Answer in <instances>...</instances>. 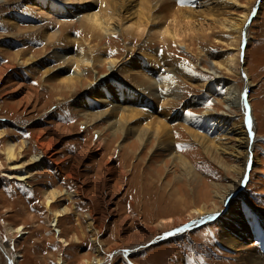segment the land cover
Masks as SVG:
<instances>
[{
    "label": "rangeland",
    "instance_id": "rangeland-1",
    "mask_svg": "<svg viewBox=\"0 0 264 264\" xmlns=\"http://www.w3.org/2000/svg\"><path fill=\"white\" fill-rule=\"evenodd\" d=\"M112 1L0 0V129L4 133L0 164L2 171L8 169L3 150L14 144L15 163L25 166L15 172H30L25 181L0 176V237L10 246V253L19 256L16 264H58L59 259L62 264H252L245 258L254 253L264 261V0L249 5L248 0L229 1L223 17L209 27V5L218 0H185L195 12L190 24L177 13L174 22L171 13H163L159 24L157 20L143 23L142 0H118L114 11ZM41 2L56 4L66 12L55 13ZM245 9L256 13L241 27L238 44L241 67L249 80L244 101L251 138L244 148L238 130L230 132L234 122L244 123L240 109L225 106L222 95L187 84L183 76L172 75L177 84L173 90H157L162 99L176 93L179 98L173 107L143 104V99L151 98L130 84L134 82L130 74L142 71L155 77L164 73L159 65L153 70L147 66L144 58L149 51L169 57L198 83L206 81L224 93L229 79L242 92L241 76L223 70L214 74L210 68H216L214 56L233 54L229 40L235 33L229 29H236ZM91 15H96L101 26L108 24L109 31L90 27L87 16ZM225 19L226 28L220 24ZM15 23L18 28L10 25ZM140 25L144 32H135ZM29 26L35 31L26 30ZM163 28H168L169 36L154 35ZM81 56L110 58L116 63L110 70L103 62L79 68L72 61L64 62ZM76 74L82 80L74 88L60 84ZM25 95L31 96L27 105L20 101ZM191 96L198 97L196 102L186 105ZM135 97L138 103L128 101ZM132 108L137 112L128 114ZM203 112L207 117L200 119ZM89 114L102 115L91 122L84 119ZM212 118L222 120L211 126ZM153 119L167 129L158 130ZM197 120L202 121L196 125ZM46 126H58L62 134L51 144L57 167L46 165L49 159L42 158L44 167L33 169L29 159L42 155L45 150L39 145L55 138L50 131L39 134ZM22 142L24 147L17 154ZM241 151L247 155L245 161ZM81 153L85 158L78 164L76 157ZM75 167L82 171L92 194L87 199L98 202L96 210L103 207L99 195L103 176L107 181L110 209L99 216L96 211L92 223L89 201L74 194L78 183L67 175ZM108 167L114 171L112 176L105 173ZM55 189L64 194L46 207L43 192ZM63 208L66 214L57 218L56 227L49 226L54 223L53 212ZM211 210L217 213L195 227L197 231L160 240L197 219L198 211ZM236 221L249 231L238 234L239 246L234 251L225 242L223 230ZM18 225L23 226L21 234H7L6 227ZM56 230L65 243L55 238ZM257 230L260 234L255 235ZM122 249H132L131 254L123 257ZM6 257L1 251L0 264H7Z\"/></svg>",
    "mask_w": 264,
    "mask_h": 264
},
{
    "label": "bare ground",
    "instance_id": "bare-ground-1",
    "mask_svg": "<svg viewBox=\"0 0 264 264\" xmlns=\"http://www.w3.org/2000/svg\"><path fill=\"white\" fill-rule=\"evenodd\" d=\"M206 1H212V0H206ZM229 1H232V0H218V2L213 3L212 6L209 5V8H208L209 14L206 15V17H208V19H209L208 23H210V24H207V27L213 26V23H215L218 19H220V17L221 18L223 17L225 12L227 11V6H229L228 5ZM252 1L253 0H248L246 4L249 5L250 3H252ZM183 2H185V0H142L141 7H140V15L143 18V23L145 21L147 23L148 22L152 23V22L157 20V23L159 24V21L161 20L160 15L163 14V13H171L169 15V17L172 18L171 21L174 22L176 20L175 13H177L180 17H182L184 20H186L187 24H190L191 23L190 20H192L194 18V16H195L194 15L195 12L193 10V5L186 4L187 2H185V3H183ZM41 3H40L41 6L46 7V8H50L55 13H60V12H63V11L66 12L63 8H61L60 6H58L56 4L50 5L51 3H49V2H41ZM112 3H113L112 11H114V9H115L114 6L118 5V0H113ZM36 4H38V3H36ZM207 5H208V3H205L204 7H207ZM214 9H216V10H214ZM172 11H175V12H172ZM212 11H214V13H212ZM37 13H38V15L40 14V15L45 16L47 18L53 19V18H51V16L48 13H41L40 11H38ZM255 13H256V11L253 14H251V13L248 14V12L245 9V12L241 14L240 20L236 24V29H229L230 33H233V32L235 33L234 39L233 40H229V45L232 47L231 50L233 51L232 52L233 54H227L225 52V53H221L220 55H216V56L213 55L214 58L216 59V60L214 59L215 61H214L213 65L216 68H210V70L214 74L217 73V70H223L224 72H226L229 75L241 76L243 78V80H244L245 85L249 84V82H248L249 81L248 80V73H247L246 70H244L241 67V64H242V61H241V49H240L238 44H239V39L241 38L240 37V29H241V27L244 25L245 22L248 21L249 18H252L251 16L255 15ZM50 14L53 16L52 12H50ZM53 20L54 21H58L57 18H55V17H54ZM87 21L90 23V27L94 28L95 30L109 31V29H108L109 25L107 24V26L106 25H102L101 26V24L98 22V18L96 17V15L87 16ZM218 21H217V23H218ZM10 23H12V21ZM59 23L62 24L61 22H59ZM225 23H226V19L223 20L220 24L224 28H226ZM10 25H14L13 27L18 28L16 23L15 24H10ZM38 28H40V27H38ZM38 28H36V29H38ZM205 28H206V25H205ZM137 29L138 30H136L135 32H137V31H143L144 32V30H143L144 28H143L142 25L137 26ZM200 29H201V27H200ZM26 30L35 31L32 26L27 27ZM63 31H64V29L61 30V32H63ZM188 32H189V30H188ZM56 33H54L53 36H55ZM154 35L155 36H160V35L161 36H164V35H168L169 36L170 34H169V31H168V28H163L161 31H158V32L154 33ZM172 37H175V36H172ZM193 40H194V38L192 37V41ZM14 54L17 56L18 55V51L16 53H14ZM145 59H146V61H145ZM70 61H72V63L75 64V67H77V68H79V66H86V65L93 66L95 64H100V63L103 62V63H106L108 65V69L110 68V70L112 68H114V65L116 63L114 59H110V58H107V60H103L101 58H93V57L87 58L86 56H81L79 58L77 57L75 59H68V58L64 59L65 63H69ZM144 61L146 62L147 66L149 65V67L152 68V70L156 67V65H159L163 69L164 73L163 74L161 73L159 75L155 74V77H154L153 74H151L150 72L136 71L134 74L133 73L130 74L131 77L128 75L130 78L127 76L129 78V80L134 79V82L130 83V84L134 88L139 90L140 94L145 93L144 95H146L147 98H151V99H146V100L143 99V104L146 103L148 106H149V104H151V105H154L155 107L161 106V109H163V107H165V108H167L169 106L173 107V104L175 105L177 103V99L179 98L176 95V93H172V94L166 95V98L167 97H169V98L162 99V97H159L160 95L157 93V90L160 89V88L163 89L165 87L168 88V89H172L173 90L174 86L177 85V84H175L172 75H174V74L177 75L178 74L179 76H183L184 79L186 80L187 84H190V83L191 84H197L196 87L204 88V89L207 88V91H210V92H212V93H214V94H216L218 96L222 95L221 96V100H222V103L225 106L232 105V106L238 107L240 109L239 111L243 114V116L245 118L244 123H242L241 120L237 121V122H234V127L235 128L230 129V132H234V131L238 130L239 137L243 136V137L240 138L242 140V141H240V145L243 144L242 148H244V146L246 145L247 139L251 138V133L249 132V124H248V122L250 120V117L248 116L247 111H246V104H245V101H244V98H243V92H240L238 87L236 88V86L233 83H231V80L228 79V81H227V79H226V82H225V87H226L225 90H226V92L221 93L217 89L215 90L211 83H206V81L202 82V83H198V80H195L194 77L193 78L189 77V75L187 73H184L183 72L184 70L178 68V64L175 61H173L172 59H170L169 57H166V56H163V55L160 56L158 54H153L151 51H149V53H147V55L145 56ZM4 72H5V70H4ZM166 73L167 74L169 73L170 75H165ZM15 75L19 76L16 73H15ZM78 79L80 81L82 80V78L79 76V74L78 75L76 74V75H74L72 77H68V78L62 79L63 81H61L60 84L65 85L68 88L70 86L74 88L75 85L77 86L78 82L80 83V81ZM199 81H200V79H199ZM20 84H23V83L21 82ZM20 89H21V87H20ZM197 98H198L197 96H191L186 105H191L193 102H196ZM29 99H31V96H28V95L26 96L25 95V96L21 97L20 101L25 102L24 104L27 105ZM138 100H139L138 97L137 98L135 97V99H133V98H129L128 99V101H131L132 104L133 103H138L139 102ZM127 111H128L127 112L128 114L129 113H133V112H135V113L137 112L136 109L134 110L133 108L130 109V110L127 109ZM160 112H162V111L160 110ZM165 112H167V114H169L170 111L169 112L165 111ZM207 114H208L207 112H203L201 114L202 116H201L200 119L207 117L206 116ZM101 115L102 114H99V115H91V114H89V116H87L88 118L85 117L84 119L85 120L89 119V121H91V122L93 121L94 122V120L96 121L99 117H101ZM11 119L15 121V120H17V117L13 116ZM216 120L217 119L214 120L213 118L210 120L212 122L211 126H213V124H214L213 122H215ZM221 120L222 119L217 120V123H220ZM152 121L156 122V126H157L158 130L161 129V131L164 132L167 129V127L165 125H163V123H161L159 121H156L154 119ZM201 121L202 120H200V121L197 120L194 123L197 125V123L201 122ZM224 121H227V120H224ZM48 131L51 132V137H55V138H52L49 141V144H47V145H39V147L42 150L46 151V154L44 153L45 152L44 151L42 153V155H38L37 157H31L29 159L28 164L33 162L32 164L35 166V168H33V169H41V168L44 167L42 158H44L45 160L49 159V162L46 160L47 161V162H45L46 165H48V166L49 165H54V167H57V164L53 160L55 152H54L53 148L51 147L52 146L51 144L56 141V138L59 139L62 134L59 131L58 126H55L53 128L46 126L42 130H39V134H41L43 132H48ZM3 135H4V133L0 129V138ZM140 141H142V139H140ZM237 141H239V140H237ZM100 143L101 142H99V144ZM22 146L24 147V142H22V145L19 147L17 154L22 149ZM14 148H15L14 144H8L4 148L3 154L5 156V160L8 162L7 163L8 169H6V171H2L3 169L1 168V164H0V172H1L0 176H3L4 178H6L8 180L25 181L26 179H28L30 177V172H27V171H25V172H23V171L15 172L16 170L22 169V167L25 168V166H24L23 163L22 164L15 163L16 162L15 161L16 160V158H15L16 153L14 151ZM239 154L243 155L242 157L244 158V161H245L247 155L245 156L244 151L243 152L241 151V153H239ZM84 158H85L84 157V153L79 154L76 157L77 163L80 164V162H82ZM242 171H243V167L241 169H239L238 174H241ZM113 172L114 171H113L112 167H108L105 170V173L110 175V176H112ZM232 172L234 173L233 170H232ZM67 175L73 176L75 178V180H76V183H78L76 185L75 189H74V194L76 196H79L80 198L84 197L85 199H87V196L92 195L87 190L86 179L84 178L82 171L79 170V167L73 168L72 173H69ZM104 180L105 179H104V176H103L102 181H101V187H100V190H99V195H100V198H101L102 203H103L102 209L101 210H96L95 205H97L98 202H96L91 197L90 198L92 200L91 199H87L89 201V205H90V207L92 209L91 215L88 214V220H89L90 223H92L96 219L97 213H98V216H99V214L102 215V213L105 212L104 210H109L110 209L109 206H110L112 198H111L110 193L108 191L107 181H104ZM108 180H109V178H108ZM235 187H232V189L235 188ZM63 194H64V192H59L56 189L55 190L44 191L43 192V197L45 199V206L49 207L50 203L54 202L56 200V198H58L59 196H62ZM105 199L107 201H104ZM96 211H97V213H96ZM65 212H66V209H64V208L61 209V210H57V211L53 212V218H52L51 222H54V223L52 225H49V226L56 227L57 218H59L60 215L62 216L63 213L66 214ZM197 213L199 215V217L197 219H195L194 221H192L191 223H189V224H187V225H185L183 227H179V228L169 232L167 235H165L163 237H160V240L164 239L167 236H168L167 238H171V237H174V236H177V235L179 237L180 236L179 234L181 232L182 233L185 232V231L188 232V231H190L192 229H193V232L197 231L196 229L194 230V228L195 227L198 228L199 224H201V223L203 224V222L208 221L209 219H207V218L214 217V215L217 213V210L216 211L211 210V211H208V213L206 211L205 214L203 213V211H198ZM202 214H204V215H202ZM229 226L231 228V231H230V229H228ZM22 231H23V226L22 225H18V226L14 227V228L9 227V226L6 227L7 234H13V233L21 234ZM248 231L249 230H247V228H245V226L241 222L236 221L235 224L230 223L223 230L224 240H225V242L229 243L228 246L233 248L234 251H237L238 250V246H239V245H237L238 244L237 243L238 242V234L239 235L245 234V232L248 233ZM59 233L60 232L58 230H56V232H55L56 237L55 238L57 240H59L60 242L65 243V240H63L61 237H59ZM95 234L96 233L94 232V235ZM257 234H260V232L258 230L255 231V235H257ZM182 235H181V237H183V238L186 237V236H184V235L182 236ZM150 238H147L146 241L149 242V240H151ZM258 238L261 239L262 237L259 236ZM93 240H96V236H95V238H93ZM167 242H169V241H167ZM146 248H148V247H146ZM9 249H10V246H6L5 241H3V239L0 237V252L2 251V253H4V255L7 256L6 257L7 258V264H16L17 259L19 258V256L16 253H10L11 251ZM143 249H145V248H143ZM131 250L132 249H122L121 250L122 251L121 254L123 255V257H126L129 254H131ZM262 260H263V258H261L259 253H258V255L256 253H254L253 255L252 254H248L246 256V258H245V261L247 263H252V264H264V261H262ZM58 264H62L60 259L58 260ZM99 264H106V262L105 263H99Z\"/></svg>",
    "mask_w": 264,
    "mask_h": 264
},
{
    "label": "snow or ice",
    "instance_id": "snow-or-ice-1",
    "mask_svg": "<svg viewBox=\"0 0 264 264\" xmlns=\"http://www.w3.org/2000/svg\"><path fill=\"white\" fill-rule=\"evenodd\" d=\"M211 103H212L211 101L208 102L209 106L211 105ZM188 115L189 116H193L194 114L189 112ZM248 124H249V132L251 133V120H249ZM246 181H247V174L245 175V178H244V181L243 182L246 183ZM217 215H219V214H217ZM207 219H213V218L209 217Z\"/></svg>",
    "mask_w": 264,
    "mask_h": 264
},
{
    "label": "water",
    "instance_id": "water-1",
    "mask_svg": "<svg viewBox=\"0 0 264 264\" xmlns=\"http://www.w3.org/2000/svg\"><path fill=\"white\" fill-rule=\"evenodd\" d=\"M242 92H243V98L245 99L246 98V96L248 95V93H249V87H248V85H245L244 86V89L242 90ZM200 225V224H199ZM182 233V232H181ZM164 239H161V241H163ZM155 243H158V241H155Z\"/></svg>",
    "mask_w": 264,
    "mask_h": 264
},
{
    "label": "crops",
    "instance_id": "crops-1",
    "mask_svg": "<svg viewBox=\"0 0 264 264\" xmlns=\"http://www.w3.org/2000/svg\"><path fill=\"white\" fill-rule=\"evenodd\" d=\"M50 116H52V114H51ZM52 118H53V116H52ZM68 151L70 152V150H68ZM69 152H67V154H68Z\"/></svg>",
    "mask_w": 264,
    "mask_h": 264
}]
</instances>
